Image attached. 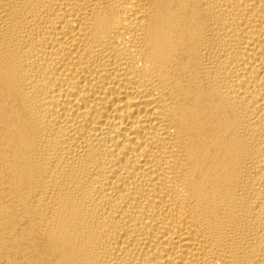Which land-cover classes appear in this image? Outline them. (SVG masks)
Instances as JSON below:
<instances>
[{
    "label": "bare ground",
    "instance_id": "6f19581e",
    "mask_svg": "<svg viewBox=\"0 0 264 264\" xmlns=\"http://www.w3.org/2000/svg\"><path fill=\"white\" fill-rule=\"evenodd\" d=\"M0 264H264V0H0Z\"/></svg>",
    "mask_w": 264,
    "mask_h": 264
}]
</instances>
